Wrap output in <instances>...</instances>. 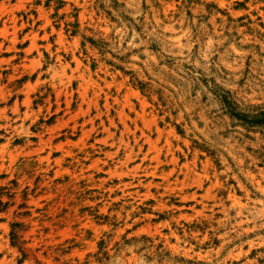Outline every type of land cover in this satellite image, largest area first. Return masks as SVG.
I'll use <instances>...</instances> for the list:
<instances>
[{
  "label": "rangeland",
  "instance_id": "rangeland-1",
  "mask_svg": "<svg viewBox=\"0 0 264 264\" xmlns=\"http://www.w3.org/2000/svg\"><path fill=\"white\" fill-rule=\"evenodd\" d=\"M0 264H264V0H0Z\"/></svg>",
  "mask_w": 264,
  "mask_h": 264
},
{
  "label": "trees",
  "instance_id": "trees-1",
  "mask_svg": "<svg viewBox=\"0 0 264 264\" xmlns=\"http://www.w3.org/2000/svg\"><path fill=\"white\" fill-rule=\"evenodd\" d=\"M226 101L228 102V104H230V106H231V103H230V101L228 100V99H226ZM239 115H241V114H243V113H238ZM243 116V115H242ZM244 116H246V118L249 116V115H247V114H244Z\"/></svg>",
  "mask_w": 264,
  "mask_h": 264
}]
</instances>
